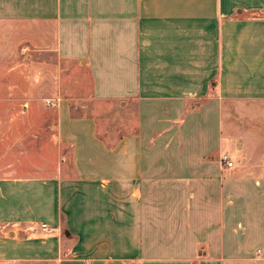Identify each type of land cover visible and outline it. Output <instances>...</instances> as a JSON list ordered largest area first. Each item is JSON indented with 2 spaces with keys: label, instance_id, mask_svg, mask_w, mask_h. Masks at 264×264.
Instances as JSON below:
<instances>
[{
  "label": "crops",
  "instance_id": "1",
  "mask_svg": "<svg viewBox=\"0 0 264 264\" xmlns=\"http://www.w3.org/2000/svg\"><path fill=\"white\" fill-rule=\"evenodd\" d=\"M0 262L264 264V0H0Z\"/></svg>",
  "mask_w": 264,
  "mask_h": 264
},
{
  "label": "rangeland",
  "instance_id": "2",
  "mask_svg": "<svg viewBox=\"0 0 264 264\" xmlns=\"http://www.w3.org/2000/svg\"><path fill=\"white\" fill-rule=\"evenodd\" d=\"M229 109H230V102L227 101L223 105V125L229 126V125H231V123L237 124V123H240V121H243L242 118L241 119L237 118L236 115L231 116ZM212 121L214 123V119H212ZM0 264H9V263L0 262ZM25 264H27V263H25ZM28 264H46V263H28Z\"/></svg>",
  "mask_w": 264,
  "mask_h": 264
},
{
  "label": "built area",
  "instance_id": "3",
  "mask_svg": "<svg viewBox=\"0 0 264 264\" xmlns=\"http://www.w3.org/2000/svg\"><path fill=\"white\" fill-rule=\"evenodd\" d=\"M220 161H221V164L223 166H226V167H229V168L234 166V162L231 160L229 155L226 154V153L222 154ZM41 230L43 232L49 233V234L50 233H54V232L57 231V229L55 227H52V226L48 225L47 223H42L41 224Z\"/></svg>",
  "mask_w": 264,
  "mask_h": 264
}]
</instances>
